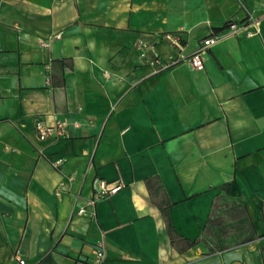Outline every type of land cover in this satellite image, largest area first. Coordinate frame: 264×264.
I'll list each match as a JSON object with an SVG mask.
<instances>
[{"label": "crops", "instance_id": "1", "mask_svg": "<svg viewBox=\"0 0 264 264\" xmlns=\"http://www.w3.org/2000/svg\"><path fill=\"white\" fill-rule=\"evenodd\" d=\"M37 120L67 126L43 142ZM153 177L186 238L215 199L248 222L179 253ZM101 181L123 187L90 207ZM100 242L103 264H264V0H0V264H90Z\"/></svg>", "mask_w": 264, "mask_h": 264}, {"label": "trees", "instance_id": "2", "mask_svg": "<svg viewBox=\"0 0 264 264\" xmlns=\"http://www.w3.org/2000/svg\"><path fill=\"white\" fill-rule=\"evenodd\" d=\"M56 63H59L61 68L62 66H66L69 69L72 68L71 60L69 61L58 60ZM146 182L152 201L159 208L163 216L170 242L179 253H185L191 249H194L201 243H205L209 245L210 238H217V239L224 238L228 227L227 219L231 220V223L234 225L233 227L231 226V228H234L236 226L235 221H237L239 224H244V225L246 221L248 222V218L246 216L247 211L242 202L236 201L232 205L226 206L225 213L229 216V218H226L222 214L217 213L218 206L215 199V203L212 206V211L209 215L207 225L203 231V234L196 239L186 238L177 231V229L174 227L171 221L169 214L171 203L169 202V199L166 193L164 192L163 186L159 178L158 177L149 178L147 179ZM223 190L225 192V195L227 196L230 195L229 185L224 186ZM251 239H253V236L251 235L246 238V240H251ZM37 264H55V262L51 255H46Z\"/></svg>", "mask_w": 264, "mask_h": 264}, {"label": "built area", "instance_id": "3", "mask_svg": "<svg viewBox=\"0 0 264 264\" xmlns=\"http://www.w3.org/2000/svg\"><path fill=\"white\" fill-rule=\"evenodd\" d=\"M248 25L247 24H238L235 22L229 23L224 32L222 34H218L216 36H212L210 38H207L202 42V45L200 48L197 50V52L192 55L189 58V63L193 67V69L197 71H203L205 68L204 60H203V55L205 51L212 47L213 45L217 44L220 42L222 39H225L226 37L229 36H235L238 35L239 33L245 31L247 29ZM259 33V30L256 28L255 31H248L247 32V37H252L256 34ZM56 39H59L60 36H56ZM174 44L177 47H181L180 39L176 38L174 39ZM43 46L45 48H48L50 45L48 42L43 43ZM146 54H142V58H145ZM181 60L179 58L176 59H171L169 62H164L161 59H154L151 61V65L154 67H157V71H163L166 69H169L175 65H177ZM67 123L64 121H58L56 124L52 127L47 126L43 121L37 120L35 124V129L38 134V137L41 141H46L48 139H59L63 136L64 134V129L66 128ZM61 164V162H56L55 166L58 167ZM123 186L120 184L110 186L106 182H99L98 189L96 190L95 194L93 195L92 199L88 202V206L94 207L96 203L105 198H109L111 196L116 195L121 191ZM85 212V209H81L80 214H83ZM105 260V249H104V243L100 242L98 245V249L95 253L94 258L91 260L90 264H103ZM21 264H24V261H21Z\"/></svg>", "mask_w": 264, "mask_h": 264}]
</instances>
